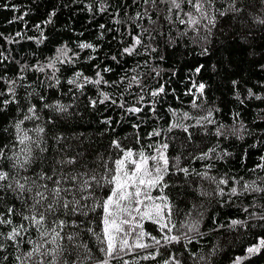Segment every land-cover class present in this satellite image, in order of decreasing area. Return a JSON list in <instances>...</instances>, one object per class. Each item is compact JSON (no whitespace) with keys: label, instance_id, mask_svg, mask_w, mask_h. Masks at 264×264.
<instances>
[{"label":"trees","instance_id":"trees-1","mask_svg":"<svg viewBox=\"0 0 264 264\" xmlns=\"http://www.w3.org/2000/svg\"><path fill=\"white\" fill-rule=\"evenodd\" d=\"M0 264H264V0H0Z\"/></svg>","mask_w":264,"mask_h":264},{"label":"rangeland","instance_id":"rangeland-1","mask_svg":"<svg viewBox=\"0 0 264 264\" xmlns=\"http://www.w3.org/2000/svg\"><path fill=\"white\" fill-rule=\"evenodd\" d=\"M159 150L156 156H152L153 160L163 159ZM151 159L144 156H132L131 154H123L116 162V174L113 180V189L110 195L109 202L106 203V211L108 213V226L117 227L119 222L114 213L118 212L122 204L126 208L128 201H134L133 204L142 202V200H149V203L141 208V214H147L156 219L162 216V202L160 196L152 195L150 185L158 179V173L151 168ZM151 195V196H150ZM114 206V210H113ZM132 207L127 206L125 210H130ZM131 217V215H130ZM110 230V229H108Z\"/></svg>","mask_w":264,"mask_h":264}]
</instances>
